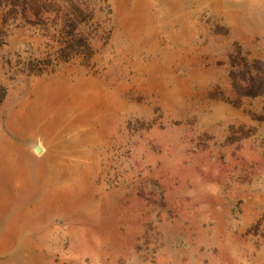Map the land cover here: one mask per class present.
<instances>
[{
    "label": "rangeland",
    "instance_id": "rangeland-1",
    "mask_svg": "<svg viewBox=\"0 0 264 264\" xmlns=\"http://www.w3.org/2000/svg\"><path fill=\"white\" fill-rule=\"evenodd\" d=\"M21 107L72 143L0 264H264V0H0V136L40 159Z\"/></svg>",
    "mask_w": 264,
    "mask_h": 264
},
{
    "label": "bare ground",
    "instance_id": "bare-ground-1",
    "mask_svg": "<svg viewBox=\"0 0 264 264\" xmlns=\"http://www.w3.org/2000/svg\"><path fill=\"white\" fill-rule=\"evenodd\" d=\"M36 100L49 99L43 95H38ZM17 114L20 116V120L15 122L13 118V121H10L9 124L10 128L15 133H18L17 125L26 124V126L30 127L31 131L42 136L44 145L47 147L48 151L47 154L40 159L32 158L28 154H21L19 149L11 143L10 139L5 136H0V212L5 210L4 202L6 200L18 201L23 199L27 204L32 201L34 196L40 195L37 189L39 187L35 182L36 178L45 179L48 185L50 183L53 184L59 177L50 164L52 165L55 163L54 158L56 155L62 159V155H65V148L72 143L69 140H64L61 134L58 124H61L62 119L56 122L55 127H51L50 125H40L38 121H29L28 118L26 119L22 107L17 111ZM42 192V196H44L43 200H47L51 195L58 193V191H54L48 194L44 190ZM11 212L10 214H12V217L10 216V225L15 224L14 221L17 219V216L27 215L30 211L28 208L23 209L21 205H19L15 207L14 210H11Z\"/></svg>",
    "mask_w": 264,
    "mask_h": 264
}]
</instances>
